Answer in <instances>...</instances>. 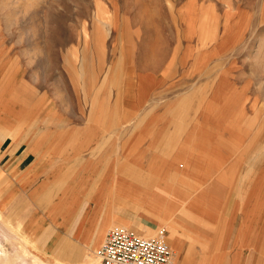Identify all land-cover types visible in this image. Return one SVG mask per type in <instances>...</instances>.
Returning <instances> with one entry per match:
<instances>
[{
  "label": "rangeland",
  "instance_id": "374dc122",
  "mask_svg": "<svg viewBox=\"0 0 264 264\" xmlns=\"http://www.w3.org/2000/svg\"><path fill=\"white\" fill-rule=\"evenodd\" d=\"M142 76L157 86L143 111L126 113L125 92ZM167 107L191 108L187 126L201 123L189 130L204 129L208 144L238 146L201 178L183 170L182 160L169 163L173 210L146 230L120 224L145 236L163 228L171 248L179 247L176 264L189 262L191 250L196 264V254L210 248L215 264L264 261V0H0V242L9 264H68L60 254L73 250L61 242L47 255L22 226L45 195L33 191L38 159L7 160L11 139L78 128L84 138L95 128L103 136L83 146L80 159L105 149L116 168L125 154L120 140ZM80 159L47 165L71 176ZM63 184L55 179L47 198H57L52 190Z\"/></svg>",
  "mask_w": 264,
  "mask_h": 264
},
{
  "label": "crops",
  "instance_id": "0c3cea01",
  "mask_svg": "<svg viewBox=\"0 0 264 264\" xmlns=\"http://www.w3.org/2000/svg\"><path fill=\"white\" fill-rule=\"evenodd\" d=\"M156 86L149 76H142L133 82L131 86L133 91L126 90L124 95L125 112L143 111L150 100L151 90ZM190 109L167 107L158 113L150 112L148 119L138 125L139 130L133 132L130 138L120 140L122 141L120 143H125L123 149L125 154L121 151L119 165L116 168L110 166L109 151L105 149L96 157L88 155L80 159L79 156L84 151L83 146L95 147L103 136L101 130L95 128H90L84 138L79 137L78 128L71 129L73 132L71 135H69L71 131L60 136L56 132H50L52 134L47 135L46 132L42 134V131L38 129L40 134L34 136L35 133H33L32 139H23L21 142L11 139L5 149V152L9 153L7 160L17 159L21 162L28 157L31 164L38 159L41 176L36 185L37 188L33 191L35 194L45 195L44 202L43 200L40 204L38 201L34 202L35 209L24 220L22 226H26L29 234L37 236L34 238L37 242L43 241V248L47 255H51L53 248L61 242H67L73 250L60 254L62 262L100 264L96 254L93 251L88 253V250L101 246L111 226L122 223L138 229L144 225L141 229L146 230L149 225L154 226L158 223L161 211L173 210V203L169 202L167 194H174V191H169L171 184L168 181V175H165L172 168L167 166L169 163L171 165L175 164V160H182L183 170L193 174V177L201 178L204 177L202 172L205 174L217 172L219 164L224 162V154L229 153L228 156H231L232 151L230 152L228 148L238 146V141L233 145H231L232 141H228L226 146L219 142L208 144L204 129L201 131L200 128H195L201 131L198 134L196 130L190 131L191 126L201 125V123L190 122L187 126L190 120ZM45 130L48 131L47 128ZM201 134L203 138L200 137ZM129 143L135 144L134 147L142 145L133 150L131 146H128ZM21 146L22 149L19 150ZM235 153L236 162H234L237 163L239 159L237 149ZM128 155L134 159L127 160ZM247 157L246 154V160ZM78 159L83 161L81 169L79 170V165H76L77 171L71 176L63 170L65 167L56 176V169L60 170L62 167L47 165L73 163L78 162ZM129 163H134L135 166L128 165ZM235 163L226 169L225 172L228 175L234 174L231 169L234 168ZM235 174H237L236 171ZM247 174L249 175L250 172L248 171ZM223 176V180L227 181L228 179H225L228 178L227 175ZM58 178H62L64 184L59 190L56 191L55 188L52 190L58 196L50 200L46 196L47 190ZM74 178L76 179L73 181ZM217 185L226 187L228 182L225 185L218 182ZM262 185H264L263 181ZM33 191L30 192L33 193ZM46 200L49 202H45ZM27 226L30 228L29 231ZM175 232L173 228L171 233ZM172 245L176 247L174 252L175 260H177L179 247L177 244ZM210 250L196 254V264H215L216 255L211 254L213 251ZM192 252L191 250L189 253L190 261L187 262L186 256L182 264L194 263ZM250 263L264 264V261L252 259Z\"/></svg>",
  "mask_w": 264,
  "mask_h": 264
},
{
  "label": "built area",
  "instance_id": "2783aa9c",
  "mask_svg": "<svg viewBox=\"0 0 264 264\" xmlns=\"http://www.w3.org/2000/svg\"><path fill=\"white\" fill-rule=\"evenodd\" d=\"M100 264H176L175 252L168 244L164 229L145 236L114 224L95 252Z\"/></svg>",
  "mask_w": 264,
  "mask_h": 264
},
{
  "label": "bare ground",
  "instance_id": "6f19581e",
  "mask_svg": "<svg viewBox=\"0 0 264 264\" xmlns=\"http://www.w3.org/2000/svg\"><path fill=\"white\" fill-rule=\"evenodd\" d=\"M176 248V247H175ZM174 248V249H175ZM11 259V258H10ZM23 264H28L26 261H22ZM36 264H43L41 260L35 259ZM0 264H9V257H8V251L4 249L0 242Z\"/></svg>",
  "mask_w": 264,
  "mask_h": 264
}]
</instances>
